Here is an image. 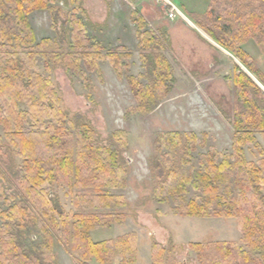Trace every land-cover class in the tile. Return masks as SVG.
Segmentation results:
<instances>
[{
    "label": "trees",
    "instance_id": "1",
    "mask_svg": "<svg viewBox=\"0 0 264 264\" xmlns=\"http://www.w3.org/2000/svg\"><path fill=\"white\" fill-rule=\"evenodd\" d=\"M53 4L54 0H0V137L20 159L15 183L22 197L6 209L0 207V264H55L54 239L75 264H106L115 253L132 256L135 250L134 231L100 241L90 234L126 217L116 212L125 204L123 196L111 192L127 183L122 155L126 139L124 132L100 138L90 125L71 121L62 110L50 76L38 63L41 56L50 70L48 57L59 60L60 51L51 48L47 53L45 46L52 41L37 42L29 21L33 11L55 8ZM78 11L84 13L81 5L66 18L71 29L69 51L60 59L65 69L84 65L97 70L99 61L108 60L122 74L129 67L130 51L121 46L102 53L101 44L87 36ZM137 14L143 73L126 79L135 109L146 112L167 94L174 77L163 52L167 36L161 34V39L142 31L145 21ZM189 14L264 85L243 47L254 39L264 54V0H209L204 13ZM233 83L236 108L230 152L210 148L200 153L198 168L185 170L204 136L167 131L159 134L150 159L158 174L152 190L157 201L172 202V211L180 216L236 219L244 247L225 240L190 242L198 264H264V157L250 161L244 154L245 147L257 144L256 133L264 137V92L243 71L234 75ZM60 188L73 194L76 211L64 209ZM189 188L194 191L191 197ZM35 231L40 240L26 246L22 237ZM169 250V245L153 242L152 264H165ZM126 263L124 256L118 259V264Z\"/></svg>",
    "mask_w": 264,
    "mask_h": 264
},
{
    "label": "rangeland",
    "instance_id": "2",
    "mask_svg": "<svg viewBox=\"0 0 264 264\" xmlns=\"http://www.w3.org/2000/svg\"><path fill=\"white\" fill-rule=\"evenodd\" d=\"M78 5L84 10L77 13L86 26L87 36L101 44L102 53L121 46L130 51L129 67L122 74H117L108 60L99 61L97 70L84 65L80 69H65V61L60 59L69 51L71 29L66 18ZM208 5L209 0H54L53 6L57 9H38L29 15L36 41L55 43V46L46 44L47 53L51 48L60 51L59 60L51 54L48 57L50 70L45 69L41 56L38 63L50 76L68 119L87 123L100 138H109L117 132L125 135L122 155L126 161L127 183L124 188L111 192L123 196L125 204L116 212L125 213L126 217L120 223L96 228L90 234L94 241H100L134 231V259L131 261V253H115L106 264H118L122 256L126 264H152L153 242L169 245L165 264H198L188 247L190 242L225 240L244 247L235 218L180 216L172 211V202L157 201L152 191L158 174L150 159L157 148L159 134L174 131L204 136V142L191 152L189 164L184 167L185 170L198 168L200 153L210 148L219 153L231 150L236 108L234 75L245 72L264 92V85L256 75L190 18L189 13H204ZM137 13L145 21L142 31L150 30L161 39V34L167 36L168 45L163 52L174 77L167 94L146 112L135 109L136 102L126 79L129 74L143 73L135 23ZM243 47L251 56L254 68L264 77V54L259 45L249 39ZM255 138L256 145L244 148L245 157L250 161L264 157V137L256 133ZM19 165V157L0 137V207L3 209L22 201L15 183ZM57 193L66 211L77 210L73 194L65 188L57 189ZM193 194L189 188L188 197ZM38 239L35 231L21 240L28 246ZM64 252L69 255L58 239H54L55 264H62L60 258Z\"/></svg>",
    "mask_w": 264,
    "mask_h": 264
},
{
    "label": "crops",
    "instance_id": "3",
    "mask_svg": "<svg viewBox=\"0 0 264 264\" xmlns=\"http://www.w3.org/2000/svg\"><path fill=\"white\" fill-rule=\"evenodd\" d=\"M60 262H62V264H73L70 256L67 253H62L61 258H60Z\"/></svg>",
    "mask_w": 264,
    "mask_h": 264
}]
</instances>
